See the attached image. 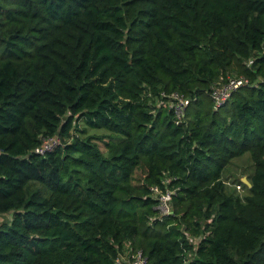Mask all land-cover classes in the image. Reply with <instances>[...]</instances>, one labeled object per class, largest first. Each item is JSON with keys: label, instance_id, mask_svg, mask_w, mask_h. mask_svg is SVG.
I'll return each instance as SVG.
<instances>
[{"label": "trees", "instance_id": "16d2710c", "mask_svg": "<svg viewBox=\"0 0 264 264\" xmlns=\"http://www.w3.org/2000/svg\"><path fill=\"white\" fill-rule=\"evenodd\" d=\"M245 154L241 195L222 176ZM6 213L0 264H264V0H0Z\"/></svg>", "mask_w": 264, "mask_h": 264}, {"label": "built area", "instance_id": "2783aa9c", "mask_svg": "<svg viewBox=\"0 0 264 264\" xmlns=\"http://www.w3.org/2000/svg\"><path fill=\"white\" fill-rule=\"evenodd\" d=\"M247 80L244 77L231 78L226 84L222 86H216L212 88L210 94L214 99L216 107L224 103L231 96L232 92L246 84ZM171 98L175 99V102L169 103V107L173 109L176 122H179L182 114L184 113L185 107L188 104L187 99L178 97L177 94H171ZM167 104V103H165ZM164 105V104H163ZM61 144V138L59 136H52L45 138L41 145L34 148L35 153H44L52 149L56 145ZM235 188L239 191L242 188L240 183L234 185ZM151 193L157 200V209L160 215H168L171 213V200L172 196L175 193L174 189H169L165 187L162 189L159 186H152ZM116 264H149L146 255L143 252L138 250L127 249L120 252L116 258Z\"/></svg>", "mask_w": 264, "mask_h": 264}, {"label": "rangeland", "instance_id": "374dc122", "mask_svg": "<svg viewBox=\"0 0 264 264\" xmlns=\"http://www.w3.org/2000/svg\"><path fill=\"white\" fill-rule=\"evenodd\" d=\"M102 132H103L102 130H88V133L92 135H100ZM97 143L101 150L105 149L102 142L97 141ZM250 172H251V162L248 155L245 154L241 157L233 159L232 162H230L226 166V169L224 170L222 177L225 180L226 185L231 186L230 188H232L234 187V185L238 184V180L241 181V179L243 177H246ZM238 193H240L241 195L246 194V190L243 188V186L241 190L238 191ZM9 215H10L9 213L0 215V221L2 220V218L7 220L9 218Z\"/></svg>", "mask_w": 264, "mask_h": 264}, {"label": "water", "instance_id": "95a60500", "mask_svg": "<svg viewBox=\"0 0 264 264\" xmlns=\"http://www.w3.org/2000/svg\"><path fill=\"white\" fill-rule=\"evenodd\" d=\"M241 181H242L243 183H245L247 186H250V183L248 182V180H247L246 177H243V178L241 179Z\"/></svg>", "mask_w": 264, "mask_h": 264}]
</instances>
